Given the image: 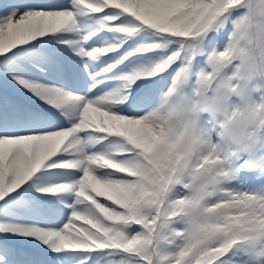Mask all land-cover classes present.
Segmentation results:
<instances>
[{"label":"snow or ice","instance_id":"6c2138e0","mask_svg":"<svg viewBox=\"0 0 264 264\" xmlns=\"http://www.w3.org/2000/svg\"><path fill=\"white\" fill-rule=\"evenodd\" d=\"M0 264H264V0H0Z\"/></svg>","mask_w":264,"mask_h":264}]
</instances>
